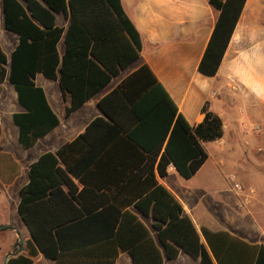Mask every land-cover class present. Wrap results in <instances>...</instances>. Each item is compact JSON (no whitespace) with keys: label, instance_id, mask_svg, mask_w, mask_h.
Wrapping results in <instances>:
<instances>
[{"label":"trees","instance_id":"16d2710c","mask_svg":"<svg viewBox=\"0 0 264 264\" xmlns=\"http://www.w3.org/2000/svg\"><path fill=\"white\" fill-rule=\"evenodd\" d=\"M245 1L209 0L218 17L198 65L200 74H217ZM0 8L4 29L18 38L9 59L0 47V84L7 81L22 108L11 118L25 150L58 125L35 84L36 74L57 81L70 95L68 115L139 59L141 37L121 0H0ZM58 16L66 26L58 24ZM97 106L103 116L28 166L16 211L31 236L29 256L40 253L55 264H115L122 251L132 264H163L183 251L200 264H264L263 244L204 227L198 233L158 182L170 167L191 179L207 159L203 145L223 137L222 121L207 103L202 121L190 126L150 68L141 64ZM100 186L108 191L92 190ZM132 209L152 217L155 237ZM6 264L32 260L14 255Z\"/></svg>","mask_w":264,"mask_h":264},{"label":"crops","instance_id":"0c3cea01","mask_svg":"<svg viewBox=\"0 0 264 264\" xmlns=\"http://www.w3.org/2000/svg\"><path fill=\"white\" fill-rule=\"evenodd\" d=\"M121 1L125 14L134 23L141 37L142 47L138 61L120 72L103 90L68 115L66 108L71 103L70 95L63 93L57 81L47 79L40 73L36 74L35 84L43 90L49 107L58 119V125L28 150L23 149L18 142L17 144L24 151H31L40 141L49 140L53 135H57L56 141L54 140L57 144L54 148L43 150L30 160L25 168V176L21 177L22 175L17 171H13L9 173L7 180H0V192L5 193L16 186L15 192L18 193L28 181L27 171L30 163L42 153L55 152L62 144L73 141L85 131L91 121L103 116L97 106L98 101L141 64H146L150 68L190 126L202 121L201 109L205 103L208 104V110L219 116L223 124V137L215 142L224 143L229 136H232L234 143L247 148L251 144L250 139L255 137L259 139L258 134L262 131L258 133L256 128L264 127V0L245 1L217 74L212 77L198 72V65L218 17V12L210 6L209 0ZM57 22L60 26L67 24L62 16L57 17ZM3 33L12 36L13 43L10 47L3 43ZM17 43V36L7 32L3 27L0 8V47L8 59ZM63 50L64 44L61 42L60 53ZM5 84L10 88L15 101L16 110L13 113L21 112L22 108L17 103L14 89L7 81L0 86ZM16 132L18 136L17 127ZM205 146L206 144L203 148L207 153ZM248 150L255 158L254 161L259 162L255 154L262 149ZM224 152L220 153L219 157ZM219 157L207 153V159L198 172L200 173L210 163L213 172L219 170L223 174L227 161L225 157ZM177 176L180 175L170 167L165 178L157 177V179L159 184L180 203L183 213L191 219L198 233L204 227L213 232H229L249 244H261L259 235L264 236V229L262 218L258 217L259 209L263 207L260 201L235 206L233 203H226L223 199H210L205 195L210 190L207 189L208 187L190 188L189 185L181 184ZM261 176L264 178L263 175ZM75 183L79 189L82 188L81 184ZM259 186L256 190L262 193L264 184L261 182ZM100 189L92 188L97 194L108 191V188L103 186H100ZM15 202L17 206L18 196ZM134 213L149 230L150 235L155 237L152 217L136 211ZM8 227L14 232L12 250L3 256L0 264H6L8 258L14 255L30 257L32 264H55L40 253L35 256L28 255L27 241L31 236L21 219V229ZM15 244L17 252L13 254ZM159 250L161 251L160 245ZM5 257H7L6 262ZM115 264H132V259L127 252L121 251ZM163 264L200 263L199 260H194L180 251L177 258L164 259Z\"/></svg>","mask_w":264,"mask_h":264},{"label":"rangeland","instance_id":"374dc122","mask_svg":"<svg viewBox=\"0 0 264 264\" xmlns=\"http://www.w3.org/2000/svg\"><path fill=\"white\" fill-rule=\"evenodd\" d=\"M2 41L10 47L13 38L9 34L3 33ZM14 103L10 88L6 84L0 86V180H7L9 173L13 171H17L19 175H22L21 177L25 176L28 162L43 150L54 148L57 144L54 142L57 135H53L49 137V140L40 141L31 151H24L19 147L16 141V127L11 120V115L16 110ZM256 130L258 133L262 131L258 134L259 139L257 137L250 139L251 144L247 148L234 143L232 136H229V139L224 143L206 144L205 149L210 156L216 155L218 158L219 154L225 151L220 156L225 157L227 161L223 174L219 170L213 172L211 164L208 163L200 173L198 172L189 180H185L181 176L177 177L181 184L189 185L190 188L208 187L207 189L210 190L205 195H208L210 199H223L226 203H233L235 206H239L238 204L241 205V203L248 205L250 202L260 201L263 207H260L258 217L262 218L264 229V191L259 193L256 190L257 187H260L261 182L264 184V178L261 176H264V127L256 128ZM257 148H261L262 151L255 154L256 160L259 161L256 163L248 149L253 151ZM230 149L231 151H227ZM234 181L239 183L244 191L234 192L231 189ZM15 188L16 186L5 193L0 192V263H2L3 256L12 250L14 232L8 229V226L21 229L20 218L16 211L15 200L18 193L15 192ZM248 188L254 190L251 196L248 194ZM19 238L21 239V235ZM259 240L264 245V236L259 235Z\"/></svg>","mask_w":264,"mask_h":264},{"label":"built area","instance_id":"2783aa9c","mask_svg":"<svg viewBox=\"0 0 264 264\" xmlns=\"http://www.w3.org/2000/svg\"><path fill=\"white\" fill-rule=\"evenodd\" d=\"M231 189L236 193H241L242 191H244V188H242V186L235 181L232 183ZM247 191L250 196L254 193V190L252 188H248Z\"/></svg>","mask_w":264,"mask_h":264},{"label":"water","instance_id":"95a60500","mask_svg":"<svg viewBox=\"0 0 264 264\" xmlns=\"http://www.w3.org/2000/svg\"><path fill=\"white\" fill-rule=\"evenodd\" d=\"M6 260H7V257H5V262H6Z\"/></svg>","mask_w":264,"mask_h":264}]
</instances>
